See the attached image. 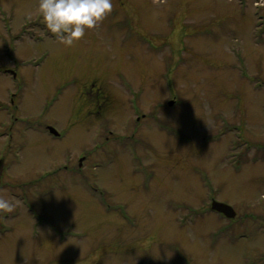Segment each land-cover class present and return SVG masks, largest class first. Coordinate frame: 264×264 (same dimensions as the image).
Returning <instances> with one entry per match:
<instances>
[{"label": "rangeland", "instance_id": "1", "mask_svg": "<svg viewBox=\"0 0 264 264\" xmlns=\"http://www.w3.org/2000/svg\"><path fill=\"white\" fill-rule=\"evenodd\" d=\"M38 5L0 0V264H264V0H112L71 45Z\"/></svg>", "mask_w": 264, "mask_h": 264}, {"label": "clouds", "instance_id": "2", "mask_svg": "<svg viewBox=\"0 0 264 264\" xmlns=\"http://www.w3.org/2000/svg\"><path fill=\"white\" fill-rule=\"evenodd\" d=\"M46 27L57 39L71 45L112 9V0H39ZM15 203L0 195V210L11 211Z\"/></svg>", "mask_w": 264, "mask_h": 264}, {"label": "water", "instance_id": "3", "mask_svg": "<svg viewBox=\"0 0 264 264\" xmlns=\"http://www.w3.org/2000/svg\"><path fill=\"white\" fill-rule=\"evenodd\" d=\"M50 129L53 132H56L55 129L52 126H50ZM211 207L214 210H217L219 212L224 213L227 217H230V218L235 217L236 214H237V211L235 210V208L232 205H230V204H228L226 202L218 201L216 199H214L212 201V206Z\"/></svg>", "mask_w": 264, "mask_h": 264}, {"label": "flooded vegetation", "instance_id": "4", "mask_svg": "<svg viewBox=\"0 0 264 264\" xmlns=\"http://www.w3.org/2000/svg\"><path fill=\"white\" fill-rule=\"evenodd\" d=\"M93 90V88H87L83 91V94H90V92ZM94 94V97H95V101H96V104H95V107H99L101 106L102 104V101H103V95L95 90V92L93 93ZM97 105V106H96Z\"/></svg>", "mask_w": 264, "mask_h": 264}, {"label": "bare ground", "instance_id": "5", "mask_svg": "<svg viewBox=\"0 0 264 264\" xmlns=\"http://www.w3.org/2000/svg\"><path fill=\"white\" fill-rule=\"evenodd\" d=\"M15 119H16V118H15V116H14V121H15Z\"/></svg>", "mask_w": 264, "mask_h": 264}]
</instances>
